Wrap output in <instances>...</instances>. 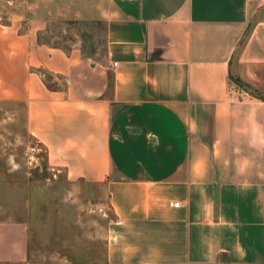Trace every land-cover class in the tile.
I'll return each mask as SVG.
<instances>
[{"label": "crops", "instance_id": "obj_1", "mask_svg": "<svg viewBox=\"0 0 264 264\" xmlns=\"http://www.w3.org/2000/svg\"><path fill=\"white\" fill-rule=\"evenodd\" d=\"M40 4L0 11V105L105 188L106 264H264V98L230 87L262 84L264 0ZM55 18L101 24L103 49L43 40Z\"/></svg>", "mask_w": 264, "mask_h": 264}, {"label": "rangeland", "instance_id": "obj_2", "mask_svg": "<svg viewBox=\"0 0 264 264\" xmlns=\"http://www.w3.org/2000/svg\"><path fill=\"white\" fill-rule=\"evenodd\" d=\"M11 1L9 6L0 0V11L16 9L26 17L35 11L36 0ZM39 1L36 9L52 12L47 0ZM47 25V42L103 49L101 24L55 18ZM235 79H230L234 90L264 98V76L256 88ZM18 113L0 105V264H106L113 213L105 188L68 182L62 169L50 167L45 148L25 133Z\"/></svg>", "mask_w": 264, "mask_h": 264}, {"label": "trees", "instance_id": "obj_3", "mask_svg": "<svg viewBox=\"0 0 264 264\" xmlns=\"http://www.w3.org/2000/svg\"><path fill=\"white\" fill-rule=\"evenodd\" d=\"M235 82H236V84H238L239 86H244V87H245V84H242V82H241L240 79H235Z\"/></svg>", "mask_w": 264, "mask_h": 264}, {"label": "built area", "instance_id": "obj_4", "mask_svg": "<svg viewBox=\"0 0 264 264\" xmlns=\"http://www.w3.org/2000/svg\"><path fill=\"white\" fill-rule=\"evenodd\" d=\"M231 98L233 99V96H231ZM171 206L172 207H178L179 206V203H172Z\"/></svg>", "mask_w": 264, "mask_h": 264}]
</instances>
